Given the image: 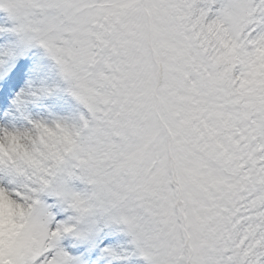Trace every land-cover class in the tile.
<instances>
[{"label":"snow or ice","instance_id":"snow-or-ice-1","mask_svg":"<svg viewBox=\"0 0 264 264\" xmlns=\"http://www.w3.org/2000/svg\"><path fill=\"white\" fill-rule=\"evenodd\" d=\"M0 264H264V0H0Z\"/></svg>","mask_w":264,"mask_h":264}]
</instances>
